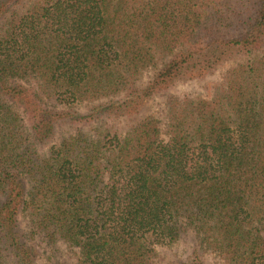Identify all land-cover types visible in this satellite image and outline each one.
I'll use <instances>...</instances> for the list:
<instances>
[{
    "label": "trees",
    "instance_id": "16d2710c",
    "mask_svg": "<svg viewBox=\"0 0 264 264\" xmlns=\"http://www.w3.org/2000/svg\"><path fill=\"white\" fill-rule=\"evenodd\" d=\"M226 63L164 130L142 115ZM36 238L77 264L185 238L183 264H264V0H0V264H38Z\"/></svg>",
    "mask_w": 264,
    "mask_h": 264
},
{
    "label": "rangeland",
    "instance_id": "374dc122",
    "mask_svg": "<svg viewBox=\"0 0 264 264\" xmlns=\"http://www.w3.org/2000/svg\"><path fill=\"white\" fill-rule=\"evenodd\" d=\"M232 63H226L220 66L213 74L206 76L203 79L179 83L164 94H157L151 98L147 106L142 112L143 116H152L158 120L161 130L165 129L167 124L166 117V98L168 95H190L192 97L211 96L213 87L222 81L223 75ZM152 76V72H145L143 81H147ZM73 129L66 125H61L58 128L55 145L60 143L62 136H65ZM45 150V149H43ZM20 225L24 230L26 221L23 215L20 217ZM30 244L34 248L38 264H77L79 252L77 248L70 247L66 244L58 243L55 246H50L43 243L40 239L31 240ZM193 242L189 238L183 239L180 243L171 248L163 249L160 253V259L155 264H183L188 260L192 253ZM206 263L213 264L210 256H206Z\"/></svg>",
    "mask_w": 264,
    "mask_h": 264
}]
</instances>
